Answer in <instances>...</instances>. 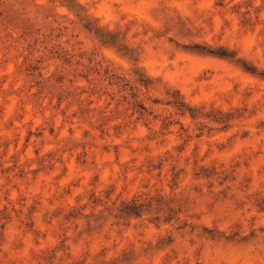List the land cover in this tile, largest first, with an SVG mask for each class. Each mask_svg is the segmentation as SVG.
Here are the masks:
<instances>
[{"label":"rangeland","instance_id":"1","mask_svg":"<svg viewBox=\"0 0 264 264\" xmlns=\"http://www.w3.org/2000/svg\"><path fill=\"white\" fill-rule=\"evenodd\" d=\"M0 264H264V0H0Z\"/></svg>","mask_w":264,"mask_h":264}]
</instances>
